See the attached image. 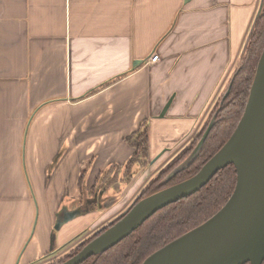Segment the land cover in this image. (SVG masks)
Segmentation results:
<instances>
[{
  "label": "crops",
  "instance_id": "crops-1",
  "mask_svg": "<svg viewBox=\"0 0 264 264\" xmlns=\"http://www.w3.org/2000/svg\"><path fill=\"white\" fill-rule=\"evenodd\" d=\"M259 2L0 0V264H48L132 202L200 131Z\"/></svg>",
  "mask_w": 264,
  "mask_h": 264
},
{
  "label": "water",
  "instance_id": "water-1",
  "mask_svg": "<svg viewBox=\"0 0 264 264\" xmlns=\"http://www.w3.org/2000/svg\"><path fill=\"white\" fill-rule=\"evenodd\" d=\"M263 4L264 0H260L240 59L244 57ZM238 66L222 89L224 91L220 96L217 110L230 91ZM170 102L169 99L159 117L164 116ZM216 104L217 102L209 111L208 118L197 134L202 132L195 147L163 179L162 183L186 169L195 159L215 124L217 111L214 113L213 111ZM189 144L146 183L121 213L98 228L80 250L58 264H80L90 256L107 251L140 227L158 210L200 190L220 169L229 164L235 168L236 182L226 202L205 221L153 251L141 264H262L264 261V47L257 61L243 113L228 139L194 175L141 197L148 184L176 160ZM75 214L77 213H73L70 217ZM58 226L59 223L56 227Z\"/></svg>",
  "mask_w": 264,
  "mask_h": 264
},
{
  "label": "trees",
  "instance_id": "trees-1",
  "mask_svg": "<svg viewBox=\"0 0 264 264\" xmlns=\"http://www.w3.org/2000/svg\"><path fill=\"white\" fill-rule=\"evenodd\" d=\"M263 47L264 4L246 47L244 57L233 76L230 91L224 98L219 110H217L218 105L215 107L213 111V113L217 111L215 124L197 156L186 169L162 183L165 175L191 152L192 146L196 144L202 132L193 140V145L189 150L183 153L165 172L156 176L148 184L141 197L194 175L205 161L228 139L243 113L257 61ZM126 141L134 148L131 158L123 166L124 173L129 179L134 176L139 168H146L149 164L147 126H140L137 131L126 137ZM235 182L236 171L234 166L229 164L220 169L200 190L158 210L119 243L101 254L90 256L80 264H141L153 251L214 214L231 195ZM91 238H88L76 251L66 255L64 259L59 260L57 263L75 254ZM262 264H264V261Z\"/></svg>",
  "mask_w": 264,
  "mask_h": 264
},
{
  "label": "rangeland",
  "instance_id": "rangeland-1",
  "mask_svg": "<svg viewBox=\"0 0 264 264\" xmlns=\"http://www.w3.org/2000/svg\"><path fill=\"white\" fill-rule=\"evenodd\" d=\"M241 61H242V59H240V60H238L237 61V63H236V65L238 66L240 63H241ZM228 80V79H227ZM226 82H228V81H226ZM223 91L224 90H222V91H220L219 92V94H218V96L216 97V99L214 100V102H213V105H215V103L217 102V104L216 105H218V103H219V99H220V96L222 95V93H223ZM213 105H212V107L210 108V110L213 108ZM198 135H195L192 139L194 140L196 137H197ZM193 140L192 141H190L191 143L193 142ZM188 148V147H187ZM185 152V151H184ZM183 152V153H184ZM182 153V154H183ZM182 154L180 155V156H178V158L176 159V160H178L181 156H182ZM176 160H174L169 166H167L161 173H163V172H165ZM177 166V165H176ZM175 166V167H176ZM174 167V168H175ZM173 168V169H174ZM161 169V168H160ZM159 169V170H160ZM172 169V170H173ZM159 170H155V172H154V175L157 173V171H159ZM172 170H170L166 175H165V177L172 171ZM160 173V174H161ZM136 188V187H135ZM133 189V191H132V193L128 196V198H130L132 195H134V193H136L139 189H140V187H139V189ZM83 198V197H82ZM128 201V202H127ZM124 204H123V207H125L131 200H127ZM78 205V204H77ZM76 205V206H77ZM79 207V206H78ZM77 207V208H78ZM122 207V205L121 206H119V208H121ZM75 210H77V209H75ZM108 217H103L102 219H100V221L99 222H97L96 224H93V226H92V229L90 230V231H85V232H83V233H81V234H79V235H77L73 240H72V243L68 246V247H66V250H67V252H62V251H58V252H56L54 255H53V258H51V259H49V261H51V262H49L48 264H56L59 260H62V259H64V257H66V255H69L70 253H72L73 251H76V249L80 246V244H81V242H83L85 239H87V238H89V237H91L92 235H93V233L96 231V230H93V229H95V228H97L102 222H104L106 219H107ZM103 225V224H102ZM53 230L55 231V227H53ZM70 248V249H69ZM69 249V250H68ZM48 258H50V257H48Z\"/></svg>",
  "mask_w": 264,
  "mask_h": 264
},
{
  "label": "flooded vegetation",
  "instance_id": "flooded-vegetation-1",
  "mask_svg": "<svg viewBox=\"0 0 264 264\" xmlns=\"http://www.w3.org/2000/svg\"><path fill=\"white\" fill-rule=\"evenodd\" d=\"M200 138H201V137H200ZM200 138H199V139H200ZM199 139L197 140V142L199 141ZM192 140H193V139H191V141H192ZM197 142H196V144H197ZM192 143H193V142H192ZM192 143L189 144V146H188V148L185 150V152H186L187 150L190 149V147L193 145ZM196 144H195V145H196ZM195 145H193L192 148H194ZM190 151H191V150H190ZM185 152H184V153H185ZM141 196H142V195H141ZM89 238H90V237H89ZM87 239H88V238H87ZM87 239H85L84 241H86ZM84 241H83V242H84ZM56 264H58V263H56Z\"/></svg>",
  "mask_w": 264,
  "mask_h": 264
},
{
  "label": "built area",
  "instance_id": "built-area-1",
  "mask_svg": "<svg viewBox=\"0 0 264 264\" xmlns=\"http://www.w3.org/2000/svg\"><path fill=\"white\" fill-rule=\"evenodd\" d=\"M158 59V55L157 54H154V55H152L151 57H150V59H149V62H155L156 60Z\"/></svg>",
  "mask_w": 264,
  "mask_h": 264
}]
</instances>
